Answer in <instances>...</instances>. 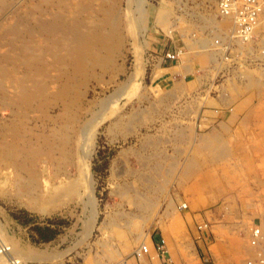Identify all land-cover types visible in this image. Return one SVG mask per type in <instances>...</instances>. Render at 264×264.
Listing matches in <instances>:
<instances>
[{
  "label": "rangeland",
  "instance_id": "obj_1",
  "mask_svg": "<svg viewBox=\"0 0 264 264\" xmlns=\"http://www.w3.org/2000/svg\"><path fill=\"white\" fill-rule=\"evenodd\" d=\"M259 21L245 46L216 0H0V243L113 264L149 233L153 264H245L250 223L264 235ZM31 186L54 211L21 206Z\"/></svg>",
  "mask_w": 264,
  "mask_h": 264
},
{
  "label": "built area",
  "instance_id": "obj_2",
  "mask_svg": "<svg viewBox=\"0 0 264 264\" xmlns=\"http://www.w3.org/2000/svg\"><path fill=\"white\" fill-rule=\"evenodd\" d=\"M216 14L219 17H226L232 22L231 37L240 43L253 41L257 38L254 33L259 20L264 19V0H216ZM261 37V40H259ZM263 38V39H262ZM240 41H238V40ZM259 48L264 51V35L259 36ZM177 52H166L160 57V61L176 60ZM184 208V205L182 206ZM205 223L198 224L199 231L204 230ZM247 245L251 248V255L245 260V264H264V235L259 227L250 223L247 229ZM9 244L0 243V264H22V261L13 256ZM167 254L164 241L152 240L148 233V241H141L134 246L127 254L121 255L113 264H152V259L160 260Z\"/></svg>",
  "mask_w": 264,
  "mask_h": 264
},
{
  "label": "bare ground",
  "instance_id": "obj_3",
  "mask_svg": "<svg viewBox=\"0 0 264 264\" xmlns=\"http://www.w3.org/2000/svg\"><path fill=\"white\" fill-rule=\"evenodd\" d=\"M221 18H224V19H228L226 17H221ZM230 20V19H228ZM262 21V24L264 25V19L261 20ZM260 24V23H259ZM259 30H258V26L257 28L255 29L254 33L255 34H258ZM233 34V31L231 32ZM85 40V39H84ZM238 40V39H237ZM240 41V40H238ZM88 42H90L88 40ZM242 42V41H240ZM252 42V41H251ZM249 41H245L241 44L247 46L249 45ZM247 44V45H246ZM87 47V44L85 46V49ZM20 155V154H19ZM32 179V178H31ZM34 182V181H33ZM31 192L29 193H26L25 196L21 199V206L24 207L26 210L28 211H31L33 213H36V214H39V215H46L48 214L49 212L51 211H54L55 208L53 207H49L48 204H47V201H46V198H47V194L46 193H43L42 191H40L41 189L37 188L36 186H31ZM55 188V187H54ZM61 188V187H60ZM37 192L36 194H34L33 192ZM27 192V191H26ZM54 195V194H53ZM49 196V195H48ZM55 196V195H54ZM48 199V198H47ZM52 214V213H51ZM13 254V253H12ZM13 256L17 257L16 255L13 254ZM18 258V257H17ZM22 264L23 261H22Z\"/></svg>",
  "mask_w": 264,
  "mask_h": 264
},
{
  "label": "trees",
  "instance_id": "obj_4",
  "mask_svg": "<svg viewBox=\"0 0 264 264\" xmlns=\"http://www.w3.org/2000/svg\"><path fill=\"white\" fill-rule=\"evenodd\" d=\"M35 230H38L39 228H37L36 226L34 227Z\"/></svg>",
  "mask_w": 264,
  "mask_h": 264
},
{
  "label": "crops",
  "instance_id": "obj_5",
  "mask_svg": "<svg viewBox=\"0 0 264 264\" xmlns=\"http://www.w3.org/2000/svg\"><path fill=\"white\" fill-rule=\"evenodd\" d=\"M153 264V263H152Z\"/></svg>",
  "mask_w": 264,
  "mask_h": 264
}]
</instances>
